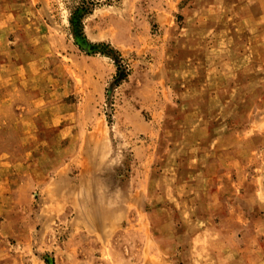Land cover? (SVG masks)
<instances>
[{
    "label": "rangeland",
    "instance_id": "1",
    "mask_svg": "<svg viewBox=\"0 0 264 264\" xmlns=\"http://www.w3.org/2000/svg\"><path fill=\"white\" fill-rule=\"evenodd\" d=\"M263 195L264 0H0V264H264Z\"/></svg>",
    "mask_w": 264,
    "mask_h": 264
},
{
    "label": "trees",
    "instance_id": "2",
    "mask_svg": "<svg viewBox=\"0 0 264 264\" xmlns=\"http://www.w3.org/2000/svg\"><path fill=\"white\" fill-rule=\"evenodd\" d=\"M88 13L86 7H76L72 12L71 28L75 36L82 40L81 19Z\"/></svg>",
    "mask_w": 264,
    "mask_h": 264
},
{
    "label": "crops",
    "instance_id": "3",
    "mask_svg": "<svg viewBox=\"0 0 264 264\" xmlns=\"http://www.w3.org/2000/svg\"><path fill=\"white\" fill-rule=\"evenodd\" d=\"M215 176H216V174H215ZM212 186H213V185H212ZM245 194H246V192H244V195H245ZM255 194H256V192L250 194L249 197L252 196V195L256 196ZM239 195L243 196V194H239ZM263 198H264V195H263Z\"/></svg>",
    "mask_w": 264,
    "mask_h": 264
}]
</instances>
